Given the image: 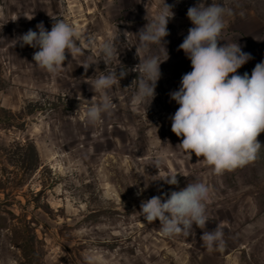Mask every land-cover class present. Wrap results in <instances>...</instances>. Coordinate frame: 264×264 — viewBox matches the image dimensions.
<instances>
[{
    "label": "rangeland",
    "instance_id": "374dc122",
    "mask_svg": "<svg viewBox=\"0 0 264 264\" xmlns=\"http://www.w3.org/2000/svg\"><path fill=\"white\" fill-rule=\"evenodd\" d=\"M164 2L175 15L165 48H150L163 61L156 96L134 101L138 73L131 69L145 56L136 33ZM201 2L233 10L219 43L237 42L250 53L237 73L251 75L264 61V0H0V264H264V133L254 162L217 175L171 131L179 105L170 93L192 70L179 49L193 27L187 10ZM51 17L84 38L81 53L67 55L57 74L35 65L38 49L14 41L41 21L50 31ZM105 41L116 49L107 65ZM126 67L108 93L111 114L87 123L88 100L101 97L91 81ZM170 174L178 186L162 180ZM189 182L210 188L204 230L222 227V250L209 251L195 225L192 236L170 238L140 213L141 201L163 200Z\"/></svg>",
    "mask_w": 264,
    "mask_h": 264
},
{
    "label": "clouds",
    "instance_id": "9594fccd",
    "mask_svg": "<svg viewBox=\"0 0 264 264\" xmlns=\"http://www.w3.org/2000/svg\"><path fill=\"white\" fill-rule=\"evenodd\" d=\"M173 7L164 2L159 14L136 33L138 47L145 56L131 69L138 73L132 82L137 89L134 101L147 98L152 101L156 96L163 61L149 53L153 44L164 47V38L170 34L167 25L175 15ZM233 14L231 8L215 2L208 6L201 2L188 8L187 17L193 27L188 29L179 49L191 61L192 70L182 75L179 89L170 93V98L179 105L170 117L171 131L183 138L179 146L189 156L194 153L196 157H202L217 175L254 162L262 148L257 137L264 133V61L255 65L251 75L247 72L240 75L237 70L252 59L251 54L242 51L237 42L219 43L225 28L224 17ZM51 18L50 31L41 21L36 25L38 31L29 29L14 41L15 45L38 49L33 54L35 65L50 74H57L67 55L81 53L78 42L84 38L66 20ZM100 50L106 65L116 56L111 41H105ZM90 65L84 63L81 66L87 72ZM128 73L127 67L120 68L116 72L100 74L91 81V88L101 97L99 102L93 98L88 100L87 123L95 125L103 115L111 114L114 102L109 90ZM160 164L161 159L157 158L154 165L159 168ZM162 180L169 185H179L177 174ZM209 199L210 188L205 183L189 182L186 187L165 194L163 200L161 196H153L141 201L140 213L148 224L158 220L166 237H189L195 234L193 225L206 228ZM200 240L209 251L222 250L226 244L220 225L204 230Z\"/></svg>",
    "mask_w": 264,
    "mask_h": 264
},
{
    "label": "trees",
    "instance_id": "16d2710c",
    "mask_svg": "<svg viewBox=\"0 0 264 264\" xmlns=\"http://www.w3.org/2000/svg\"><path fill=\"white\" fill-rule=\"evenodd\" d=\"M22 250V249H21Z\"/></svg>",
    "mask_w": 264,
    "mask_h": 264
}]
</instances>
